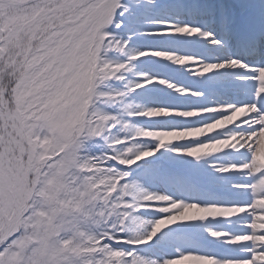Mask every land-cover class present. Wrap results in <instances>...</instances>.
<instances>
[{
    "label": "snow or ice",
    "instance_id": "6c2138e0",
    "mask_svg": "<svg viewBox=\"0 0 264 264\" xmlns=\"http://www.w3.org/2000/svg\"><path fill=\"white\" fill-rule=\"evenodd\" d=\"M0 264H264V0H0Z\"/></svg>",
    "mask_w": 264,
    "mask_h": 264
}]
</instances>
